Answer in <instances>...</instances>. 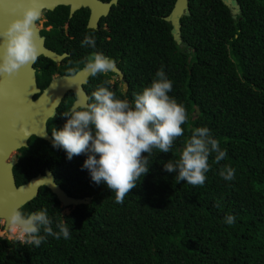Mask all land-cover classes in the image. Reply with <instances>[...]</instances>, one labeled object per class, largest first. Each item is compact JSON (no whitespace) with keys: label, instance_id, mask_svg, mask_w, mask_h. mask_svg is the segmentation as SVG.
<instances>
[{"label":"trees","instance_id":"1","mask_svg":"<svg viewBox=\"0 0 264 264\" xmlns=\"http://www.w3.org/2000/svg\"><path fill=\"white\" fill-rule=\"evenodd\" d=\"M174 1L140 0L139 11L127 13L126 86L109 88L131 103L162 68L172 81L169 95L188 116L176 155L154 150L148 173L118 204L82 168L87 153L69 160L32 135L20 148L16 183L47 168L67 193L91 198L61 213L55 193L40 186L19 210L46 209L53 230L64 223L70 238L47 236L37 247L0 235V264H264V0H236L234 14L222 0H188L180 42L164 18ZM66 119L51 116L50 133ZM195 127H207L227 153L219 164L211 153L202 186L177 183V173L164 169ZM225 165L235 169L231 181L219 175Z\"/></svg>","mask_w":264,"mask_h":264},{"label":"clouds","instance_id":"2","mask_svg":"<svg viewBox=\"0 0 264 264\" xmlns=\"http://www.w3.org/2000/svg\"><path fill=\"white\" fill-rule=\"evenodd\" d=\"M17 8L11 10L15 18L0 31V75L6 77H13L22 67L34 64L39 55L36 24L41 11L34 0L28 4L21 0ZM81 45L95 48L96 41L86 35ZM81 63L92 76H106L115 69V61L101 52H92ZM75 71L69 68L65 78H70ZM109 83L105 79L91 93L87 103L76 102L63 111L62 115L67 119L62 128L52 129V146L62 148L69 160L87 153L82 168L89 171L93 182L106 184L115 193V202L121 204L125 196L137 187L142 176L148 173L149 157L154 150L176 155L172 151L173 144L184 136L182 125L186 124L188 116L186 108L169 95L172 81L162 68L156 72L149 86L133 93L131 103L126 98H118L105 86ZM190 132L179 149L178 158L164 163V169L177 173V183L185 181L192 186H202L210 170L208 161L211 153H216L214 162L217 164L227 153L207 127L191 128ZM219 175L231 181L235 169L225 165ZM224 220L231 225L235 217L229 214ZM52 224L46 209L27 214L12 209L7 216L8 230L21 243L37 247L47 236L70 238L64 223L56 224L58 231L53 230ZM41 230L44 235H41Z\"/></svg>","mask_w":264,"mask_h":264},{"label":"water","instance_id":"3","mask_svg":"<svg viewBox=\"0 0 264 264\" xmlns=\"http://www.w3.org/2000/svg\"><path fill=\"white\" fill-rule=\"evenodd\" d=\"M72 0H34L35 4L42 9H52L58 4L68 3ZM231 8L234 14L239 10L236 0H222ZM21 0H0V31H2L11 19V10L17 8ZM28 4L31 0H22ZM188 9V0H175L170 12L164 16L169 20L173 38L181 41L180 17ZM19 9L17 8V15ZM37 30V46L39 55L44 54L53 60H58L61 55L49 50L43 43V37ZM188 49H190L188 47ZM2 51V49H0ZM190 58V57H189ZM114 70L119 71L117 67ZM89 72L83 68L77 72V78L85 80ZM74 76L65 78L72 81ZM63 86H57L52 81L41 89L36 82L34 64L22 67L13 77L0 75V219L3 226L7 228V216L12 209H19L23 204L31 200L38 193L39 187L47 186L55 193L60 204L75 206L86 203L90 195L74 196L67 193L56 181L51 170L46 169L44 173L38 172L26 181L16 183L13 166L17 162L15 151L28 145V139L32 136L41 137L53 144L52 135L47 129V121L56 112V108L63 96ZM78 98L74 103H87V94L82 87L77 88ZM59 99V101H57ZM73 105V104H72ZM11 153V160L5 157ZM32 213V212H30Z\"/></svg>","mask_w":264,"mask_h":264},{"label":"flooded vegetation","instance_id":"4","mask_svg":"<svg viewBox=\"0 0 264 264\" xmlns=\"http://www.w3.org/2000/svg\"><path fill=\"white\" fill-rule=\"evenodd\" d=\"M139 7L140 0H72L58 4L52 9L41 10V17L36 24L39 35L43 37L45 47L61 57L53 60L44 54L38 55L34 63L36 82L41 89L52 81L57 82V86H63L64 93L55 114H61L72 106L78 98V87L84 89L88 102L92 88L103 84L105 79L110 81L105 86L112 89L119 90L126 86L125 40L126 26L130 25L127 22V13L139 11ZM86 35L94 37L95 48L81 45ZM92 52H101L113 59L119 71L114 70L106 76L103 74L92 76L89 73L85 80L78 79L77 72L85 68L81 61ZM69 68L76 69L71 75L75 77L72 81L65 80ZM47 129L49 131L48 121ZM11 153L5 157L6 161L11 160ZM15 153L18 162L20 148ZM60 206L61 213L69 212L72 207V205L62 204Z\"/></svg>","mask_w":264,"mask_h":264},{"label":"rangeland","instance_id":"5","mask_svg":"<svg viewBox=\"0 0 264 264\" xmlns=\"http://www.w3.org/2000/svg\"><path fill=\"white\" fill-rule=\"evenodd\" d=\"M64 210H67V209H64ZM0 235L6 236L8 238L15 237V235H13L9 230H7V228H4L3 219H0Z\"/></svg>","mask_w":264,"mask_h":264},{"label":"bare ground","instance_id":"6","mask_svg":"<svg viewBox=\"0 0 264 264\" xmlns=\"http://www.w3.org/2000/svg\"><path fill=\"white\" fill-rule=\"evenodd\" d=\"M7 230H8V228H7Z\"/></svg>","mask_w":264,"mask_h":264}]
</instances>
